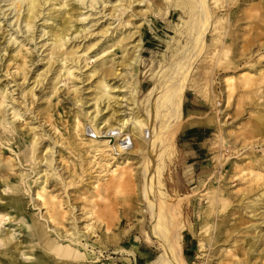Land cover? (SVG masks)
<instances>
[{
  "label": "bare ground",
  "instance_id": "bare-ground-1",
  "mask_svg": "<svg viewBox=\"0 0 264 264\" xmlns=\"http://www.w3.org/2000/svg\"><path fill=\"white\" fill-rule=\"evenodd\" d=\"M2 1H9L7 9L0 6L2 16L15 12V21L11 25L12 17L7 19L8 26L12 29L19 20L24 24L8 32L0 21V179L10 192L6 205L16 214L7 220L25 235L23 245L12 242L14 231L0 232V246L12 244L6 248V264H134L127 255L135 261L147 258L148 264H188L181 243L184 230L192 226L180 201L168 202L163 170L165 153L181 123L185 90L205 94L212 85L205 78L198 82L189 77L190 67L206 47L208 32L216 44L209 52L217 53L213 67L236 69L241 61L248 66L223 78L225 110L215 100L211 115L188 123L219 132L211 185L199 194L202 205L195 211L200 229L213 230L199 243L205 253L200 264L210 259L214 264H264V184L255 183L264 178V0L249 1L244 15L249 19V37L240 50L230 29L221 30L222 22L229 20L225 14L230 13L215 14L234 0ZM175 10L181 12L179 22L188 23L187 30L178 33L195 42L196 51L180 62V73L160 82L159 95L148 100L143 116L135 97L145 45L142 32L158 18L170 19ZM19 32L24 39L12 48ZM26 40L33 43L35 58L23 52ZM15 49L16 55H10ZM253 87L258 120L253 129L259 136L250 147L263 148L259 155L252 148L240 153L246 138L242 145L230 142L224 119L232 97L238 115L245 111L240 100ZM65 100L76 109H66ZM4 148L14 156H5ZM235 152L250 155L251 164L239 172L243 179L249 178L246 193L232 200L229 181L217 169L223 158H232L226 154ZM23 186L32 195L29 205L20 197ZM127 189L130 194L122 212L119 194ZM140 200L146 206L140 207ZM31 205L40 212L26 216L24 210ZM147 211L150 221L144 219ZM135 213L141 217L135 224L120 223L122 230L110 234L115 223ZM135 230L146 241L154 238L160 254L152 258L135 236L125 242ZM119 254L120 258L113 256Z\"/></svg>",
  "mask_w": 264,
  "mask_h": 264
},
{
  "label": "rangeland",
  "instance_id": "rangeland-1",
  "mask_svg": "<svg viewBox=\"0 0 264 264\" xmlns=\"http://www.w3.org/2000/svg\"><path fill=\"white\" fill-rule=\"evenodd\" d=\"M249 1L250 3H252L251 0H234L230 3L229 7H226L225 9L223 7L222 10H216L215 12V14L218 16H221L228 12L230 13L229 16L225 14V18L227 16L229 20L225 19V21L222 22L223 29L221 30L223 32H227V30L230 29L231 35L237 39L236 43L237 48L239 47V50L240 46L243 43V40L246 37H249V34L247 33L249 19L244 16L248 12V8L250 6ZM257 1L258 0H254L253 2ZM8 2L9 1H2L0 2V6L5 5V10L8 8V6H6ZM14 13L15 12H12L8 17H6L2 16V12L0 11V21L2 22L1 26L3 28L2 30L13 32L16 29L18 30V28L23 27L24 24L20 25L19 20L17 25L11 29V25L15 21V16L12 17ZM174 13V16H172L168 20L158 18L156 22H152L149 26H145L142 32V37H144L145 45L140 53V61L137 72V80L139 82V85L137 88V92L135 93V97L139 102V110L143 116L146 114V108L149 107L148 100L151 101V99L159 95L157 92L161 90L160 86L162 85V83L160 82L163 81L164 78L173 77L177 73H180L182 71L180 68V62H186L191 51H196L195 46H197V44H195V42L192 43L189 39L186 41V38H183L184 36H181V34H179L177 31L178 29L180 31H186L188 23L181 24L179 22L181 15L180 11L175 10ZM10 17L12 18L9 21H11L12 23L8 26L9 21H7V19H9ZM40 22L41 21H39L38 23ZM177 23L178 25H174ZM205 36L206 47L204 50H202L199 57H197V61H195L196 63H193L190 67V69L192 68V71H189V77H195L194 80L196 81L197 79L198 82L201 78H205L207 81H211L212 85L211 88L206 90L205 94H202V92L198 94L197 91L190 88L185 90L181 123L174 135L169 150L165 153V167L163 170V182L166 187L165 191L167 192L168 202L176 203L179 200L184 212V216L186 217V220H188V223L192 226L191 230H184V239L181 243L182 252L184 253L185 259L187 260L188 264L202 263L203 255L205 253L204 249H202L203 251L200 252L201 250L199 249V243L202 242L203 239H206V237L210 236L211 232L213 231L212 226L207 231L200 229V220L195 215V211L198 210L200 205H202V202L199 201V199H201L199 194L203 192L202 190L205 187L211 185V181L209 179L210 176L214 174L216 167L214 166L215 164L213 162L212 155L213 150H217L219 144L218 131L206 128L204 126L191 127L190 125H188V123L195 119L204 120L208 115H211V113L215 111V107L217 106L214 102L215 100H218V102L220 101L219 107L225 110V103L223 102V99L225 98L223 93V78L227 74L236 75V70H238L239 68L241 71H245L247 70L245 67L248 66L241 61V65L239 67L237 66L236 69L234 68L235 65L228 68H226L225 65L213 67L214 61L217 58V53L213 52L214 54H211L209 52H211V50L214 48L213 46H216V44L214 45V42L212 41L213 36L211 32L206 33ZM8 37L9 35L7 36V38ZM17 37L18 41L12 46V48H15L17 44L24 39L23 35H21L20 32L17 34ZM0 41L2 40L0 39ZM25 44L26 45L22 48L23 52H26L27 55L35 58L38 54L36 53V49L33 50V43L26 40ZM210 44L213 45L209 47ZM218 47L219 46H217V49ZM9 54L16 55V49L15 51H10ZM30 56H27V59ZM210 56H212L211 59ZM94 59L95 57L92 58V60ZM90 65H92V63H90ZM13 66H15V61L11 60L9 65L10 71H14ZM37 66H39L38 63ZM20 81L22 80L20 79ZM89 82H91V80H89ZM153 87H155L156 89H154L151 95L148 94V92ZM195 88L198 89L199 86L196 84ZM255 88L256 87H253L248 91V96H244L241 98L240 103L245 105V111L241 115H238L239 110L233 107L232 97L228 105V109L226 108L227 116L224 117V119L226 120L225 127L229 131L227 139L230 142L242 145V140L246 138V142L243 144L244 146L240 153H244L246 148H252L251 152H256V154L259 155L262 154V149L264 147L261 148L259 145L250 147L252 145L251 142L254 139H257V136H259L253 129L254 125L258 123V120L254 116V113H256L257 111V107L253 105V99L256 98V96L254 92H252V90ZM233 96L237 98L239 96V93H236V95L234 94ZM63 97L67 96L65 95ZM63 104L66 109L70 110L76 109L77 107L73 106L72 103L68 100H65ZM240 148L241 146H239L238 149ZM2 153L5 156L9 153L13 154L14 156V153L9 149L4 148L2 150ZM236 153L237 152H235L234 154H226V157L230 156L232 158H223L219 168L217 169V173L226 176V182L229 181V184L227 185L229 195L228 193H226V195H228L232 200L235 199V197H241L246 193V189L249 187V185L247 184L249 178L243 179L239 176V172L240 168L245 167L247 163H249L248 165L251 164L250 155L238 156ZM232 155H234L235 157H233ZM16 162L17 166L15 167V169H17L18 172V158H16ZM133 165L135 167L137 166V164ZM25 169L29 168L25 167ZM222 180H224L223 177ZM255 183L264 184V178L258 182L255 181ZM1 185L2 183L0 179V232L4 234L7 231H14L15 236L12 242L21 241L24 245V230L20 229L15 222L7 220V218L10 217L15 218L16 214L15 211L10 207V205H6V199L7 196L10 195V192L6 190L7 188L5 189V186ZM19 193L20 197L23 198L26 205H29V201L32 195H28L26 193L24 186L23 190H21ZM129 194L130 189H127L119 194V199H121V201H119L121 203L119 205V209L122 212L126 208L124 198L129 196ZM140 201L138 203L140 207H144V205L146 206L145 200L143 202ZM39 212L40 211H36V207H33L32 205L26 206V209L24 210L26 216H29L30 214H38ZM231 217L234 218L233 215H231ZM139 218H141L139 216V213L131 214L129 217L124 216L122 220L120 219L119 222L113 225L110 234L113 232L119 233L122 230V227L124 226L120 223L129 224L132 222L133 224H135L134 221ZM144 219L145 221H150L149 211H147ZM147 226L148 225L146 224V227ZM108 236L110 235H107V237ZM131 236H135L138 238L137 241L139 246L142 247L144 251L148 252L152 258H155L158 254H160L161 249L156 245L154 238H152L151 241H146L144 240L143 233L140 230H135L134 233L129 235V237L124 238V241L127 242ZM94 239L95 237H93V240ZM119 242L120 244L123 243L121 241ZM6 245L7 246H0V264H6V259H9V256L6 254V248L10 247L12 244ZM111 245L114 244H112L111 242ZM150 245H153L151 251L148 250V247ZM198 253H201L200 257H198ZM113 256L120 258V254ZM127 257L131 258L134 264L149 263L147 258H144L142 260L137 259L135 261L132 256L127 255ZM214 263L215 260L210 259L207 264Z\"/></svg>",
  "mask_w": 264,
  "mask_h": 264
}]
</instances>
